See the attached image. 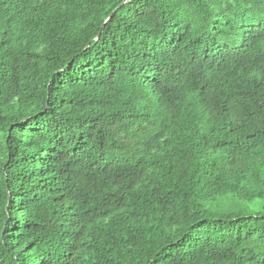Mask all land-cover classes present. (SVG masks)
<instances>
[{
    "label": "trees",
    "instance_id": "16d2710c",
    "mask_svg": "<svg viewBox=\"0 0 264 264\" xmlns=\"http://www.w3.org/2000/svg\"><path fill=\"white\" fill-rule=\"evenodd\" d=\"M0 264H264V0H0Z\"/></svg>",
    "mask_w": 264,
    "mask_h": 264
},
{
    "label": "water",
    "instance_id": "95a60500",
    "mask_svg": "<svg viewBox=\"0 0 264 264\" xmlns=\"http://www.w3.org/2000/svg\"><path fill=\"white\" fill-rule=\"evenodd\" d=\"M113 14H114V12L105 20V22L103 23V26H102V28L100 30V33L102 32V29H103L104 25L111 19V17L113 16ZM98 37L96 39H98Z\"/></svg>",
    "mask_w": 264,
    "mask_h": 264
}]
</instances>
